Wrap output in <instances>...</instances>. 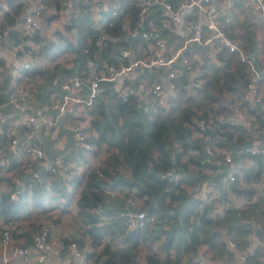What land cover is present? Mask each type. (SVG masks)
Segmentation results:
<instances>
[{
  "label": "built area",
  "instance_id": "obj_1",
  "mask_svg": "<svg viewBox=\"0 0 264 264\" xmlns=\"http://www.w3.org/2000/svg\"><path fill=\"white\" fill-rule=\"evenodd\" d=\"M134 2L139 8L136 26L130 28L128 21H122L121 27L127 37L135 36L141 29L144 43H138L133 49L123 48L117 62L109 63L105 59L98 60L103 46L108 41H116L103 28L105 25L108 27L113 25V21L104 14L120 15L124 9V0H15L14 3L22 5L18 13H14L8 0H0V24L4 25L5 13L14 15L16 20L10 30L14 29L18 37L17 39L10 37L9 26L4 25L0 28V58L3 60V65L9 66L10 72L6 97L0 99V132L3 131L8 138L5 147L0 148V175L3 177L11 175L17 167L29 174L25 181L17 184L21 185L20 189L10 188L8 192L10 199H17L19 192L24 189L29 190L33 183L44 181V173L47 177L58 175L64 183H70L75 161L66 159L60 152L47 158L39 140V131H51L57 127L62 117H72L82 111L89 119L91 113L89 107L96 98L106 99L105 92L109 88L121 101H127L130 94L134 95L135 105L144 112H150L152 108L167 110L180 96L181 90L189 93L200 88L203 74L195 64L199 54L194 48L192 54L185 51L192 44L202 46L205 62L216 66L226 64L225 60L220 58L222 48L238 53L249 63L252 71L247 83L245 99L252 103L264 99V76L259 75L243 55V37L230 36L224 29V24L232 22L234 6L231 5L228 13L222 15L213 0H178L175 3L171 0H134ZM243 4L264 18V0H245ZM152 8L159 9V18L150 17ZM82 15L90 17L92 26L100 29L94 42L97 47L96 54L93 55L98 57L91 58L89 55L85 62L86 67L80 72L60 75L57 73L58 67L72 66L75 54L58 51L55 53L56 58H52L44 49V45L48 39L55 40L56 32L73 36L77 29L76 19ZM161 30L170 33L173 38L178 37L182 40L181 45H169L168 39ZM34 36L41 39L35 42ZM7 53L11 54L10 61L6 60ZM68 54L72 58L66 63L61 61V58ZM34 64L44 66L51 76V83L58 85L63 92L54 94L51 101L35 106L33 112H30L25 102L27 99H37V83L42 79L40 76H32L28 73ZM2 70L3 66L0 67V87ZM147 71L153 72L154 77L132 80L134 72L141 74ZM226 100H223L222 106L228 114L225 117H222L224 114H219L218 119L227 121L231 125L239 122L246 128L250 127L253 119L247 116L246 112L231 107ZM7 107L9 110H6ZM51 109H54L55 113H52ZM199 123L203 128V121ZM39 127L41 128L38 129ZM19 129L23 137L21 144L17 138ZM71 129L75 147L83 152L87 165H96L98 163L94 158L96 146L89 141L85 127L74 122ZM257 134H264V124L258 129ZM217 148L220 150L218 151ZM246 151L252 154L264 153L261 139L257 138L256 143L249 145ZM6 152L16 157L12 167L10 166L13 159ZM206 153L208 155L200 162L214 165L215 169H206V172L212 176L192 182L190 188L196 191L195 199H198V202L202 200L213 204V216L221 215L228 203L232 202L220 197V185L214 180V175L222 173L221 183L229 187L231 183L242 178L243 170L240 162H236L224 147L211 145L207 147ZM223 167H227V171H224ZM165 175L171 176L175 182L180 178L172 170L166 171ZM110 191L108 189V192ZM125 201L131 208L116 211L121 219L120 224L124 234L142 228L147 222H155L156 213L148 214L138 207L142 204L141 199L130 194ZM96 213L99 223L109 221V214L101 211ZM168 224L164 222L165 227ZM55 227V222L51 219L39 222L37 229L32 232V242L28 246L15 240L9 227L3 225L0 231L2 264H7L9 256L21 257L24 264H48L52 257H56L59 264H91L88 256L90 246H80L73 236L65 245L57 247L51 244L49 236ZM250 230L243 248L229 242L231 247L227 254L229 258L227 264H264V219L260 224H251ZM225 237L228 241L231 238L229 235ZM205 254L207 257L198 250L193 259L194 264H212L210 259L213 258L208 248L205 249Z\"/></svg>",
  "mask_w": 264,
  "mask_h": 264
},
{
  "label": "trees",
  "instance_id": "obj_2",
  "mask_svg": "<svg viewBox=\"0 0 264 264\" xmlns=\"http://www.w3.org/2000/svg\"><path fill=\"white\" fill-rule=\"evenodd\" d=\"M171 1L175 3L174 0ZM8 2L14 13H18L22 5L14 3L15 0H8ZM123 7V12L118 16L104 14L113 21V25L111 27L105 25L103 28L116 41H108L101 49L99 57L93 55L96 54L97 47L94 42L100 29L92 26L91 18L87 15L76 19L77 29L73 36L56 32L55 40H46L44 49L52 58H56L55 53L58 51L75 54V70L68 72V69L59 66L57 73L68 75L80 72L86 67L85 62L89 55L91 58L98 57V60L105 59L109 63H115L121 57L123 48L133 49L138 43L143 44L142 39L129 43V38L121 27L122 21H128L130 28L136 26L139 8L134 0H124ZM150 17L159 18V9L152 8ZM4 19V25L9 26L10 37L17 39L15 30H10L16 17L7 12L4 14ZM4 25L1 23L0 28ZM161 33L166 32L161 30ZM40 39L38 36L33 37L35 42ZM224 60L226 64L223 66L207 63L204 59L198 63L207 67L208 70L202 72L203 81L201 87L197 89L203 94L201 100L206 105L200 113L196 112L194 103L190 102L179 108L174 106H170L167 110L152 108L150 112H144L135 105L134 95L130 94L127 101H121L109 88L105 92L106 99L96 98L89 109L94 115L92 123L97 129V135L89 136V141L94 146H100V142L107 143L112 147L111 154L108 153L102 163L88 165L83 177L74 174L68 184L64 183L58 175L47 177L44 173V181L35 182L29 190L24 189L19 192L17 199H10L9 193L0 189V217L5 222L17 221L21 214L32 216L33 209H37L36 207L42 210L43 214L48 211V207L58 204L59 198H63L62 206L67 208L72 204L75 190H79V197L75 201V215L81 229L79 228L75 239L80 246L86 245V239L89 241L88 256L91 264H193V256L198 246L203 243L208 244L214 254L224 255L226 251L224 242L221 240L222 228H225L226 233L231 237L241 240L238 247L243 248L246 244L243 238L248 233L241 224L245 209L226 208L221 215L213 216V204L202 202V200L198 202L195 198L192 200L191 195L184 190L187 183L212 176L206 172V169H215L214 165L202 164L200 160L208 155L206 149L213 144H223L232 158L240 162L241 170H243V164L239 159H242L244 155L256 161L254 175L250 168L244 170V180L248 183H252L253 177L259 179V172L264 168V153L252 154L246 151L254 140L248 128L239 122L231 125L227 121L219 120L218 111L211 105V101L216 98L215 94H218L222 112L226 116L228 113L223 108L222 102L228 97L239 100L242 105L249 103L245 99L247 83L252 73L249 63L236 52H228ZM1 66H3V60L0 58ZM28 73L32 76H47L51 82V76L45 69L37 70L33 67L28 70ZM144 77L153 78L154 74L147 71L139 74L137 79ZM54 86L61 91L58 85ZM181 93L185 92L181 90ZM0 96H2L1 93ZM5 97L6 95L0 99ZM246 110L253 114L251 109ZM200 121H203V128ZM254 122L258 123L256 119ZM263 124L264 121L259 124V128ZM19 128L22 129V127ZM262 135L258 134V138L261 139ZM7 140L6 134L3 131L0 132V148L5 147ZM233 145L237 147L233 148ZM234 149H239V152L236 154ZM6 154L13 159L10 166L12 167L16 157H12V154L8 152ZM217 155L220 156V154ZM122 167L128 169L129 173L122 172ZM18 169L23 171L20 167H17L15 171ZM227 169L223 167L224 171ZM168 170L180 176L177 182L171 176L165 175ZM221 176L222 173H216L214 180L219 182ZM0 177L3 176L0 175ZM28 177L29 174L21 177L22 182ZM231 184L237 194L251 197L250 187L238 180ZM20 187L21 185H15L12 189L18 190ZM108 189L128 190H124V201L118 209H102V204L106 203ZM130 194L142 200L139 208L148 214L156 213L157 218L154 223L147 222L142 228L124 234L120 224L121 219L116 211L131 208L125 201ZM194 195L196 196V191ZM223 196L225 197L224 192L220 197L224 199ZM96 211L109 214V221L99 223ZM39 218L36 216V219ZM165 221L169 223L167 227L164 226ZM30 225L34 228L33 231L38 227V224ZM153 227L154 231L149 233ZM9 229L12 237L22 234L28 239L26 243L32 242V235L30 237L28 231L19 234L13 232L10 226ZM109 236L121 238L116 243H112L107 242ZM160 239H163L161 248L165 251L164 256H158L156 250L141 255L139 250L141 242L156 240L152 242L155 243ZM68 240L63 237L62 244L65 245ZM170 249L174 250V254L170 252Z\"/></svg>",
  "mask_w": 264,
  "mask_h": 264
},
{
  "label": "crops",
  "instance_id": "obj_3",
  "mask_svg": "<svg viewBox=\"0 0 264 264\" xmlns=\"http://www.w3.org/2000/svg\"><path fill=\"white\" fill-rule=\"evenodd\" d=\"M177 2L178 0H174ZM217 3V7L219 12L222 15H226L228 11L230 10L231 5L234 6L232 9L233 12V19L232 22L229 24H224V29L230 36H243L244 39V45H243V55L246 56V58L251 63L252 67L257 71V73L261 76H264V18L260 17L253 9L246 6L244 3L245 0H213ZM204 21V19H202ZM170 34V33H169ZM168 33L164 34V37L168 39L169 45L171 46H177L181 45L182 40H180L178 37L173 38ZM129 38V37H128ZM245 47V48H244ZM197 51V54H199V58L196 59L195 63L198 68L201 69L202 72H204V66H201L199 61L202 60L203 57V51L204 48L202 46H196L194 44L191 45V47L187 48L185 51L188 54H192L194 49ZM229 51H227L225 48H222L221 56L222 59L226 57V54H228ZM6 60L10 61L11 54L7 53ZM34 67L38 69H45L44 66L34 64ZM65 69H68V72H73L75 69V57H73V64L69 67L62 66ZM46 70V69H45ZM208 71V70H207ZM2 84L0 87V93L2 96L0 98H3L6 95V90L10 84V72H9V66L3 65L2 70ZM138 72H134L132 74V80L136 81L138 78ZM207 77V76H206ZM37 91H38V97L36 100L34 99H27L25 102L26 107H28V111L33 112V109L35 106L43 103H47L51 101L54 94L63 92L62 90L56 89V87L49 81V78L46 76H43L42 79L37 83ZM238 103H240L239 100H236ZM246 109H251L253 114L250 113L248 110L246 111V115L249 116L251 119H253V123L250 127H248V132L254 137V140H252V144L256 143V138H258L257 131L259 129V124H261L264 121V99L261 102L258 103H252L249 102L248 105H242V107ZM92 107V106H91ZM90 109V107H89ZM6 110H9V107H7ZM155 110V109H154ZM52 113H55L54 109H51ZM93 114H89V119L84 116V112H80V114L70 116L62 117L58 123L57 127L54 128L51 131L43 132L39 131L40 135V142L43 145L45 154L47 158L53 157V155L56 154V152H60L65 155V158L70 161H75V166H73V171L71 173V176L77 175L83 177L88 169V165L86 161L84 160L83 152H81L79 149L75 147V143L73 140V131L71 129L74 122H77L85 127L87 130L89 136H96L97 135V129L92 123ZM255 119L258 123L254 122ZM261 121V122H260ZM2 134V133H1ZM17 138L19 143L21 144L23 142L22 137V131L19 129L17 131ZM262 145L264 146V134L261 138ZM105 142H100V152H102V146H104ZM227 144V142H225ZM216 145V144H213ZM218 147L223 148V144H218ZM237 146L233 145V148H236ZM111 150L112 147H109ZM219 151L220 149L217 148ZM235 150V149H234ZM236 154L239 152L238 150H235ZM95 161L98 160V157H94ZM264 159V156H263ZM243 164V175L241 179H237L238 181L242 182L247 187H250L252 189V195L250 198L246 197L244 194L239 195L236 193V191L232 188V184L229 187H226L224 184L221 183V180L218 182L220 185L221 194L223 195V192L225 193V197L223 200H231L232 203H228V205L224 208V211L226 208H242L244 210V218L241 220V224L244 227L248 233H246V237L249 234L250 225L251 224H260L264 217V192L258 188L257 183L258 181L264 183V168H262L259 172V179L256 177L252 178V183H248L244 180V170L247 169L251 170L254 175L255 172V165L257 164L256 161H254L251 157L244 155L242 159H239ZM92 162V160H91ZM97 163V162H96ZM245 167V168H244ZM25 177L26 174L22 170H16L11 175H6L4 177H0V189L4 192H9L10 188L12 186H15L17 184H20L22 182L21 177ZM9 177V178H8ZM247 183V184H246ZM186 189H184L186 192H189V189L191 187V182L187 183L185 185ZM80 188V187H79ZM127 190V189H124ZM124 190H111L110 192H107L105 202L113 201L114 199H122L123 200V194ZM255 190V191H254ZM128 191V190H127ZM220 194V195H221ZM79 197V190H75L72 204L71 206L65 208L62 206V200L63 198H59L60 202L58 204L53 205L56 207L50 211V207H46L47 209H50L48 211H45L42 214V210H40L38 207L37 209H33L32 216H25L24 214H21V217H27V219H24L25 222L20 221L19 219L17 221H9L5 222L2 217H0V231L3 225H9L13 232L17 233H23L24 231H28L30 233V237L32 235V231L34 228H32V225L30 224H38L44 219H51L55 222V230L51 235L49 236L51 244L53 246H61L62 245V239L63 237L70 238L73 236L74 238L78 235L79 230L81 229L79 226V222L76 220V207H75V201ZM192 199V196H191ZM57 201V200H56ZM120 206V205H119ZM59 209H58V208ZM118 209V206L112 207V209ZM36 216H39V219H36ZM69 221H72V224H70ZM76 225H75V224ZM35 225V226H36ZM80 228V229H79ZM221 240L224 242L225 247V253L222 256H215L213 253L212 248L208 244H203L202 246H198L197 251L195 255L197 254L198 250L201 254L205 255V249L208 248L211 253V257L213 259H210L212 264H227L228 263V250L231 247L229 245V242L234 243L235 246L238 247L241 240L237 239L236 237L232 236L229 241L225 237V235H229L226 233L225 228H222L221 230ZM230 236V235H229ZM246 237L243 238V240L246 242ZM14 238V236H13ZM16 238V239H15ZM14 239L17 241L22 242L25 245H30L31 243H26L28 239H26L25 235L20 234V236H16ZM86 238H84L85 240ZM85 243H87V239L85 240ZM119 244V243H118ZM140 246L139 248H141ZM9 251V249H8ZM158 256H164L165 251L162 249H156ZM170 252L174 254V250L170 249ZM1 249H0V264H2L1 261ZM195 255L193 256V259L195 258ZM7 264H24L21 257H8ZM48 264H59V261L56 257H52V260ZM194 264V263H193Z\"/></svg>",
  "mask_w": 264,
  "mask_h": 264
},
{
  "label": "rangeland",
  "instance_id": "obj_4",
  "mask_svg": "<svg viewBox=\"0 0 264 264\" xmlns=\"http://www.w3.org/2000/svg\"><path fill=\"white\" fill-rule=\"evenodd\" d=\"M70 58H72L70 56V54L64 55L61 58V61H63L64 63H66V61L68 59H70ZM206 70H207V67H204V71H206ZM215 95H216V98L211 101V105L218 111V115L219 114H224L222 112V108H221L220 102L218 100L220 96L218 94H215ZM202 96H203V94L201 93V91L200 90H197V89H195L194 93H192V91H190L188 95L186 93H181L180 96L178 98H176V100L174 101V103L171 106H174L175 108H179V107L184 106L185 104H187V103L190 102V103H194V105H195L194 106V109L196 110L197 113H200L203 108H206V105L201 100L202 99ZM232 99L233 98L228 97L227 100H226V102H228V104H230L231 107L236 108V109H239L242 112L243 111L244 112L247 111L246 110V107L245 108L242 107L241 102L238 103L236 101V99L235 100H232ZM175 110H178V109H175ZM222 117H225V116L222 115ZM102 147H103L102 148V152H100V146H96V150L94 152V157H96V158L98 157V160L97 161L99 163H102V161H104V159L106 158V156L108 155V153L111 152V150L109 149V147H111V146H109L107 143L104 146H102ZM122 172L129 173V170L128 169H125L124 167H122ZM263 184L264 183L263 182H260V181H258V183H257L258 188L261 191L263 190L262 193L264 192ZM194 192L195 191H194L193 188H190L189 189V192L188 193L192 196V200L195 198ZM121 204H122V199L119 198V199H116L114 202L108 201V202L102 204V207L103 208L102 207L101 208L104 209V210L105 209H112V207L119 206ZM55 208L56 207H54V206H50V209L51 210L50 209H48V210H50V211H52V209L56 210ZM180 213H182V212H180ZM24 219H27V217H21L19 220L20 221L22 220V222H25ZM69 222H70V224H72V221H69ZM7 226L9 227V225H7ZM153 229H154V227L149 230V233L150 232H153L154 231ZM119 238H121V237H117V236L110 237L109 236V241H107V242L116 243ZM154 241H156V240H150V241H147V242L146 241L145 242H141V246L142 247L139 249L141 255L145 254L146 252L155 251L156 249H162L161 248V244H162L161 242L163 241V239L157 240V242L152 243ZM203 244H205V243H203ZM203 244H201V245H203ZM86 246L89 247V241L88 240H87ZM215 256H218L217 253L215 254Z\"/></svg>",
  "mask_w": 264,
  "mask_h": 264
},
{
  "label": "water",
  "instance_id": "obj_5",
  "mask_svg": "<svg viewBox=\"0 0 264 264\" xmlns=\"http://www.w3.org/2000/svg\"><path fill=\"white\" fill-rule=\"evenodd\" d=\"M142 30L141 29H139L138 30V33L135 35V36H131V37H129V39H128V41H129V43H131L132 41H134V40H136V39H142ZM41 127H39L38 129H40Z\"/></svg>",
  "mask_w": 264,
  "mask_h": 264
}]
</instances>
